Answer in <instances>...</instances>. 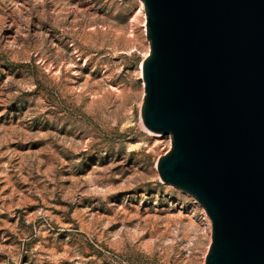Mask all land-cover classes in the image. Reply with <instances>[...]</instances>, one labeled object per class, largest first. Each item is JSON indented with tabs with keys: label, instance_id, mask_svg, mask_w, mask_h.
<instances>
[{
	"label": "rangeland",
	"instance_id": "374dc122",
	"mask_svg": "<svg viewBox=\"0 0 264 264\" xmlns=\"http://www.w3.org/2000/svg\"><path fill=\"white\" fill-rule=\"evenodd\" d=\"M139 1L0 0V264H204L203 206L141 117Z\"/></svg>",
	"mask_w": 264,
	"mask_h": 264
},
{
	"label": "water",
	"instance_id": "95a60500",
	"mask_svg": "<svg viewBox=\"0 0 264 264\" xmlns=\"http://www.w3.org/2000/svg\"><path fill=\"white\" fill-rule=\"evenodd\" d=\"M143 124L211 223L204 264H264V0H142Z\"/></svg>",
	"mask_w": 264,
	"mask_h": 264
},
{
	"label": "bare ground",
	"instance_id": "6f19581e",
	"mask_svg": "<svg viewBox=\"0 0 264 264\" xmlns=\"http://www.w3.org/2000/svg\"><path fill=\"white\" fill-rule=\"evenodd\" d=\"M140 2V11L143 13V18H144V27H145V10H144V3L142 0L139 1ZM204 215H205V219H206V222H207V228H210V224H209V218L207 217V215L205 214L204 212ZM209 230V229H208ZM211 235V234H209Z\"/></svg>",
	"mask_w": 264,
	"mask_h": 264
},
{
	"label": "built area",
	"instance_id": "2783aa9c",
	"mask_svg": "<svg viewBox=\"0 0 264 264\" xmlns=\"http://www.w3.org/2000/svg\"><path fill=\"white\" fill-rule=\"evenodd\" d=\"M209 224H210V231H211V223H210V220H209Z\"/></svg>",
	"mask_w": 264,
	"mask_h": 264
}]
</instances>
